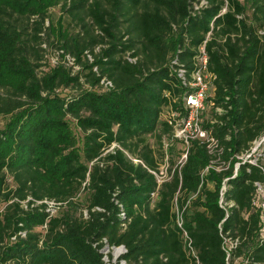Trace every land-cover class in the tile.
<instances>
[{
	"label": "trees",
	"instance_id": "16d2710c",
	"mask_svg": "<svg viewBox=\"0 0 264 264\" xmlns=\"http://www.w3.org/2000/svg\"><path fill=\"white\" fill-rule=\"evenodd\" d=\"M205 1L0 0V264H104L103 238L125 246L127 264H227L226 233L240 242L230 264H264L252 203L263 164L245 161L228 180L235 206L218 226L221 181L264 134V0ZM57 5L69 22L49 18ZM204 41L215 76L208 113L226 109L213 133L229 167L203 172L210 156L192 142L180 167L170 148L169 177L157 183L149 169L165 162L171 132L163 114L188 90L176 69L188 79ZM65 54L76 71L61 62ZM44 200L57 204L53 214Z\"/></svg>",
	"mask_w": 264,
	"mask_h": 264
},
{
	"label": "built area",
	"instance_id": "2783aa9c",
	"mask_svg": "<svg viewBox=\"0 0 264 264\" xmlns=\"http://www.w3.org/2000/svg\"><path fill=\"white\" fill-rule=\"evenodd\" d=\"M206 3L205 0H200L199 5H196L195 8H198ZM262 34L263 32L260 31ZM98 50V47L95 49ZM62 50H57L52 57V61L55 62L59 60V55L62 54ZM86 56L89 61L92 60V56L90 53L86 52ZM130 61L134 59L129 58ZM65 65H69L73 69H77V65L74 63V57H71L69 54L64 55V60L61 61ZM174 64H177L176 61H173ZM208 56L205 50V41L198 49V55L195 59V67L190 71L189 77L187 79L185 73L186 69L182 66H179L176 71L178 75L182 78V83L187 86V89L181 95V101L179 102V107L173 109L171 105L166 108L165 113L163 114V118L166 122L171 126L170 135L163 138V149L165 151V162L159 166L158 171L150 170L151 173L156 178L157 183H162L166 178H168V163H167V149L172 142H178L181 145V151L179 153L178 162H176V166L179 167L185 162L187 157V151L192 142H196L200 145H203L207 154L210 156L209 162L207 166L204 168L203 172L208 171V169L215 170L217 172L221 170H226L229 167V161L223 160V146L220 144L219 139L213 133V125L214 124H222V121L217 118L216 115H221L226 112L221 106H213L211 111L213 114H209L208 110L211 108L209 106V98L213 96L214 87H213V79L215 76L208 71L207 69ZM94 70L97 71L96 67ZM100 83L105 87L112 86L109 80L102 78ZM165 95H168V92H165ZM225 102L228 103L229 99L226 97L224 99ZM230 108V105H228ZM204 123H207L206 126ZM256 140V139H255ZM253 140L251 144L255 141ZM171 142V143H170ZM260 143L264 144V136L261 137ZM115 146L113 143L105 152L112 150ZM251 147V145H250ZM250 149V148H249ZM248 149V150H249ZM247 150V151H248ZM245 151V152H247ZM104 154V153H103ZM127 154V153H126ZM243 154V153H242ZM237 155L236 157L240 159V162H236L233 168L232 175L230 177H225L221 181V187L218 193V204L224 210V218L219 223V229L221 231L222 223L224 222L226 216L229 214V210L231 207L235 206V203L232 200H227L225 197V193L228 189L227 183L230 178L236 176L238 167L241 163L245 161L257 164L248 161V159L241 158V155ZM128 158H130L134 163L141 162L139 159L132 157L127 154ZM259 167L263 170L264 168L259 165ZM256 186V193L253 197L252 203L257 209L260 210V225H261V234L264 237V197L259 199V192H264V186L261 182H254ZM154 195V193H152ZM47 204L46 211L50 214H53L56 209V203L53 201L44 200ZM39 203V201H38ZM84 215H86V211H84ZM124 216V213H121ZM175 223L177 227L181 230L182 236L185 241L186 249L188 253L194 257H196L195 250L191 245V239L184 228V220L182 211H179L175 208ZM121 226L124 228L126 223L123 222ZM20 235H24V232H19ZM223 249L226 253V261L229 264L230 256L232 251L239 245V238L228 236V233L223 234ZM14 236L12 237V239ZM104 243L103 247L100 249L102 253V260L104 264H127L125 259H123V255L126 252V248L124 245H108L105 238L102 239ZM197 258V257H196Z\"/></svg>",
	"mask_w": 264,
	"mask_h": 264
},
{
	"label": "rangeland",
	"instance_id": "374dc122",
	"mask_svg": "<svg viewBox=\"0 0 264 264\" xmlns=\"http://www.w3.org/2000/svg\"><path fill=\"white\" fill-rule=\"evenodd\" d=\"M63 16L65 17V22H69L70 21V18L63 14L61 11H60V6L57 5V6H54V7H51L50 8V11H49V18L52 19V20H56L58 18V16ZM79 29V26H77L75 23H71L70 25V32H76L78 31ZM50 41H51V38H50ZM46 45L47 47H50L49 44L46 42ZM53 49V47L51 48ZM77 69H73L72 71H76ZM75 90L73 88H64V89H61L59 91V93L61 95H69V94H73L75 93L74 92ZM71 122V127L73 129V131L75 132V134L79 137L81 136V133H80V130L77 128L76 124H75V121L74 120H70ZM3 123V119L0 118V124ZM263 135H261L260 137H258L252 144H251V147L250 149L247 151V152H244L242 155H241V158L243 159H248V161L250 162H253V163H261L264 165V144L260 143V139L261 137H263ZM153 139L150 138V142L153 143ZM171 143V142H170ZM172 147V157L174 159L175 162H178V159H179V153H180V150H181V145L180 143L178 142H172L168 149H167V153L169 152L170 148ZM168 155L170 156V154L168 153ZM264 186V183L263 185ZM264 189V188H263ZM259 196V199L263 198L264 197V192H259L258 194ZM240 259L236 260L234 263L235 264H242L240 263ZM230 264V263H229Z\"/></svg>",
	"mask_w": 264,
	"mask_h": 264
}]
</instances>
